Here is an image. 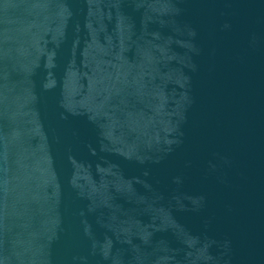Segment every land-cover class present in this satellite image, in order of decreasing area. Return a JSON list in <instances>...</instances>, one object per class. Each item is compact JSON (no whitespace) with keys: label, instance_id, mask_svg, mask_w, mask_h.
I'll return each instance as SVG.
<instances>
[{"label":"water","instance_id":"1","mask_svg":"<svg viewBox=\"0 0 264 264\" xmlns=\"http://www.w3.org/2000/svg\"><path fill=\"white\" fill-rule=\"evenodd\" d=\"M0 264H264V0H0Z\"/></svg>","mask_w":264,"mask_h":264}]
</instances>
